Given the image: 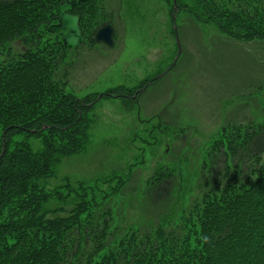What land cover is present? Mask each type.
Returning a JSON list of instances; mask_svg holds the SVG:
<instances>
[{"label":"trees","instance_id":"16d2710c","mask_svg":"<svg viewBox=\"0 0 264 264\" xmlns=\"http://www.w3.org/2000/svg\"><path fill=\"white\" fill-rule=\"evenodd\" d=\"M165 1L171 19L172 0ZM176 3L177 15L212 23L233 40L264 43V0ZM104 4L0 0V264H264V122L217 129L201 146L197 195L181 193L186 201L178 217L163 213L146 228L130 224L117 233L110 199L119 195L121 178L99 196L94 183L72 186L67 177L52 188L41 184L61 158L86 146L91 107L81 102L97 96L78 100L66 91V52L47 27L63 11L78 14L83 37L91 40L99 26L112 23ZM107 91L132 94L122 85ZM31 138L41 147L32 149ZM173 180L171 168L156 167L145 180L148 202L177 195ZM71 195L65 214L49 215L46 203H67Z\"/></svg>","mask_w":264,"mask_h":264},{"label":"rangeland","instance_id":"374dc122","mask_svg":"<svg viewBox=\"0 0 264 264\" xmlns=\"http://www.w3.org/2000/svg\"><path fill=\"white\" fill-rule=\"evenodd\" d=\"M105 6L114 13L115 44L86 41L66 48L63 65L74 66L66 88L83 98L118 85L134 90L146 79L153 81L135 101L126 96L97 99L87 114L92 121L86 146L61 158L54 175L41 184L52 188L67 177L72 186L78 181L94 183L99 196L118 178L125 180L119 195L110 199L117 233L122 234L123 227L139 223L146 228L148 220L156 223L169 211L172 218L178 217L186 201L181 193L187 191L190 199L198 193L201 146L217 129L234 121L264 122V43L230 39L214 24L195 22L180 12L176 19L180 53L172 65L178 41L171 29L169 3L105 0ZM30 143L32 149L41 147L36 139ZM158 166L173 170L178 192L152 204L145 180ZM106 177L109 180L102 182ZM72 201L71 195L67 203L50 200L44 207H62L48 210L49 215L65 214Z\"/></svg>","mask_w":264,"mask_h":264},{"label":"water","instance_id":"95a60500","mask_svg":"<svg viewBox=\"0 0 264 264\" xmlns=\"http://www.w3.org/2000/svg\"><path fill=\"white\" fill-rule=\"evenodd\" d=\"M174 7L176 8V0H173ZM78 15L70 14L66 12H62L58 18L57 23L52 24L48 27L49 31L56 32L59 30H65L64 34L62 35V42L65 47H74L76 46L81 37V33L78 26ZM174 21V16H173ZM174 30L177 37L176 27L174 26ZM113 33L114 28L110 24H105L104 26L100 27L95 35L94 39L96 42H103L108 46H113ZM180 49L178 50V53Z\"/></svg>","mask_w":264,"mask_h":264}]
</instances>
